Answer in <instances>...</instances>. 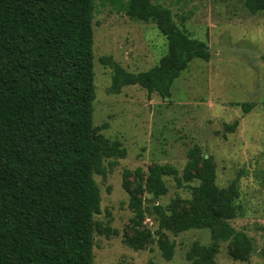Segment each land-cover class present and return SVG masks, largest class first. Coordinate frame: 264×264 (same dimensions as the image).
<instances>
[{
  "label": "trees",
  "instance_id": "trees-1",
  "mask_svg": "<svg viewBox=\"0 0 264 264\" xmlns=\"http://www.w3.org/2000/svg\"><path fill=\"white\" fill-rule=\"evenodd\" d=\"M244 5L254 14L264 10V0H244ZM123 10L132 19L154 22L168 47L156 65L140 72L126 70L111 55L101 56L113 70L111 93L140 85L170 97L174 81L192 60L210 58L206 43L179 28L170 8L128 0ZM94 12L95 0H0V264L94 263L99 230L94 217L101 210L95 174L104 173L105 157L123 158L127 152L100 132L107 123L93 122ZM252 107L243 105L245 112ZM237 124L226 127L234 131ZM167 173L178 172L161 164L151 166L146 177L141 168L133 172L151 201L165 194ZM130 174L125 171L124 187L137 235L125 240L142 248L152 234L138 228L147 206L139 190L130 189ZM183 176L198 181L190 185L188 205L179 199L170 207L151 205L160 228L174 234L210 230V244L195 242L187 251L190 264H214L221 241H230L234 259H246L253 240L231 224L242 210L239 176L219 186L217 164L199 145L189 149ZM159 246L166 259L173 258L174 241L163 233Z\"/></svg>",
  "mask_w": 264,
  "mask_h": 264
},
{
  "label": "rangeland",
  "instance_id": "rangeland-1",
  "mask_svg": "<svg viewBox=\"0 0 264 264\" xmlns=\"http://www.w3.org/2000/svg\"><path fill=\"white\" fill-rule=\"evenodd\" d=\"M170 8L179 28L204 41L211 55L195 58L174 81L170 97L149 92L140 85L124 86L111 93L113 70L100 57L111 55L128 71H146L167 52L168 42L152 21L130 18L123 7L128 0H95L94 69L96 99L93 122L107 123L100 132L126 148L123 158L105 157L95 179L101 192L100 212L95 214L93 264H190L187 251L195 242L210 244L207 228L179 234L161 229L151 214L152 203L170 207L175 199L188 205L192 197L183 173L188 151L199 145L202 153L217 164V183L226 187L240 178L241 214L231 220L255 245L244 259H234L230 241H221L214 264H264V10L251 13L244 0H152ZM253 105L245 112L243 105ZM238 122L234 131L226 124ZM155 164L169 165L177 175L164 176L166 192L151 201L143 183L133 172L141 168L144 177ZM125 171L130 189L144 199L146 218L141 231H150L151 241L142 248L129 245L126 235H137L129 206L130 193L124 187ZM178 177V178H176ZM107 231V232H105ZM162 233L174 241V255L166 259L159 246Z\"/></svg>",
  "mask_w": 264,
  "mask_h": 264
}]
</instances>
